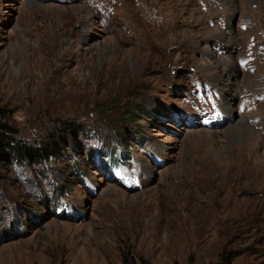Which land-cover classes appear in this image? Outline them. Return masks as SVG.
<instances>
[{
  "label": "rangeland",
  "instance_id": "374dc122",
  "mask_svg": "<svg viewBox=\"0 0 264 264\" xmlns=\"http://www.w3.org/2000/svg\"><path fill=\"white\" fill-rule=\"evenodd\" d=\"M0 115V264H264V0H0Z\"/></svg>",
  "mask_w": 264,
  "mask_h": 264
},
{
  "label": "trees",
  "instance_id": "16d2710c",
  "mask_svg": "<svg viewBox=\"0 0 264 264\" xmlns=\"http://www.w3.org/2000/svg\"><path fill=\"white\" fill-rule=\"evenodd\" d=\"M140 112L141 109L136 108L135 112L130 111L129 114L135 118L138 117ZM13 130V127L0 115V165L12 161L19 149L23 150L27 156L37 160L48 153L50 148L57 147V143H54L55 140L53 139H49L47 143L43 142V145L40 146L20 144L14 138ZM230 259L231 257L227 261L230 262Z\"/></svg>",
  "mask_w": 264,
  "mask_h": 264
},
{
  "label": "bare ground",
  "instance_id": "6f19581e",
  "mask_svg": "<svg viewBox=\"0 0 264 264\" xmlns=\"http://www.w3.org/2000/svg\"><path fill=\"white\" fill-rule=\"evenodd\" d=\"M228 90V89H227ZM229 108V107H228ZM238 127V126H237ZM241 128V127H240Z\"/></svg>",
  "mask_w": 264,
  "mask_h": 264
}]
</instances>
